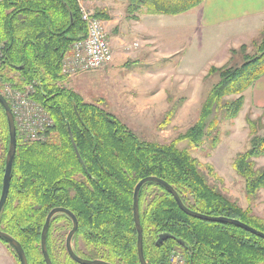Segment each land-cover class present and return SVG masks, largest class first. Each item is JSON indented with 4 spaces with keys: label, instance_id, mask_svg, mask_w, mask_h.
I'll list each match as a JSON object with an SVG mask.
<instances>
[{
    "label": "trees",
    "instance_id": "1",
    "mask_svg": "<svg viewBox=\"0 0 264 264\" xmlns=\"http://www.w3.org/2000/svg\"><path fill=\"white\" fill-rule=\"evenodd\" d=\"M204 0H127L126 17L176 15ZM95 16L108 20L100 9ZM86 24L76 0H0V85L32 84L33 98L52 119L43 140L24 143L17 137L9 192L0 212V229L22 246L28 264H45L40 236L48 212L71 211L78 221L72 238L74 252L84 259L110 264H140L133 221V190L147 176L169 183L191 210L237 219L264 233V219L243 209L209 178L222 182L213 166L202 163L178 143L203 142L220 121L235 119L243 93L264 74V27L249 45L231 49L229 60L240 63L211 66L218 80L204 98L199 116L176 139L161 143L141 139L128 125L98 102H88L62 85V63L72 45L84 39ZM252 47L254 52L249 53ZM1 93V92H0ZM234 96L235 98L230 99ZM174 111L167 112V123ZM246 122L250 147L236 154L232 168L244 180L245 194L254 199L264 189V135L250 117ZM213 137V136H212ZM0 189L8 148V127L0 105ZM218 142V133L212 147ZM143 255L147 264H170L179 252L185 264H264V239L235 225L208 222L186 215L162 186L148 182L138 193ZM70 218L54 215L46 234L52 264H79L65 250ZM160 233L173 238L156 245ZM177 240L185 242L182 246ZM18 258L13 249L0 239Z\"/></svg>",
    "mask_w": 264,
    "mask_h": 264
},
{
    "label": "rangeland",
    "instance_id": "2",
    "mask_svg": "<svg viewBox=\"0 0 264 264\" xmlns=\"http://www.w3.org/2000/svg\"><path fill=\"white\" fill-rule=\"evenodd\" d=\"M117 2H125L123 12L126 15L127 0H117ZM120 17L122 22L127 18L121 15ZM176 28L175 24L168 26V31L174 36L167 39L169 47L166 60L155 62L152 59L154 63L145 67L149 72L145 79L135 83L129 80L130 76L135 74L133 72L139 71L137 66L135 69H117L114 71L112 80L107 84L99 80L101 77L104 78L102 75L86 72L73 74L71 77L65 75L61 83L80 94L85 101L98 102L120 118L141 139L168 143L183 134L197 120L204 98L218 80L217 75H208L209 68L221 67L230 62L228 59L223 63H214L204 55H199L203 63L200 62L197 67L191 68L193 62L191 63L188 54L192 53V47L183 46L187 45L192 38L187 32L180 34ZM134 44L136 45L133 46ZM124 45L128 46V49L131 46L130 51L124 47L128 53L132 51L134 53L141 48L138 40L128 39ZM141 49L139 56L145 55L143 54L145 50L159 51L158 48L151 49L146 46ZM203 49L208 52L206 48ZM193 50L197 55L198 49ZM186 51L188 54H184ZM248 51L254 52L252 47H249ZM239 63L240 59L236 57V60L233 59L229 64ZM232 98L235 97H230ZM170 111H174V115L167 123H164L165 115ZM247 117L255 121L258 127L257 135H264V111L249 108L240 111L235 119L220 121L217 130L205 136L201 144L191 145L188 141H181L178 146L188 150L200 162L211 164L222 182L219 183L213 178H209V182L216 183L243 209H248L254 216L264 219V191L259 192L254 199H248L243 178L232 168V161L236 154L250 147L251 135L246 122ZM216 133H218V142L215 147H212V139ZM0 157H2L1 142ZM255 163L256 168H263L264 157L255 159Z\"/></svg>",
    "mask_w": 264,
    "mask_h": 264
},
{
    "label": "crops",
    "instance_id": "3",
    "mask_svg": "<svg viewBox=\"0 0 264 264\" xmlns=\"http://www.w3.org/2000/svg\"><path fill=\"white\" fill-rule=\"evenodd\" d=\"M87 4L94 11L102 9L109 15V19L103 21L112 48V61L102 69L86 72L102 75L104 78L99 76L101 77L99 80L106 84L110 83L117 69H135L138 66L139 71L133 72L135 74L129 78L135 83L148 76L149 72L145 69L149 67L148 64L166 60L169 47L167 39L174 36L168 31L170 24L177 25L176 29L180 34L187 32L192 38V43L189 41L183 46L192 47V53L188 54V51L184 53L190 55V61L193 62L191 68L197 67L200 62L203 63L199 55H204L214 63L226 62L231 55V49H238L243 44L249 45L264 27V0H204L200 5L176 15L151 14L142 9L137 13L136 19H125L126 15L123 12L125 2L89 0ZM120 15L125 16L123 22ZM128 39L138 40L141 48L146 46L151 49L158 48L159 51L145 50L143 51L145 55L139 56V52L142 51L139 48L134 53L133 51L128 53L131 46L128 49V46L124 45ZM194 48L198 49L197 55ZM201 50L203 51L200 53ZM243 95L241 111L249 108L264 111V74L247 88ZM0 264H18L12 251L2 241Z\"/></svg>",
    "mask_w": 264,
    "mask_h": 264
},
{
    "label": "built area",
    "instance_id": "4",
    "mask_svg": "<svg viewBox=\"0 0 264 264\" xmlns=\"http://www.w3.org/2000/svg\"><path fill=\"white\" fill-rule=\"evenodd\" d=\"M81 18L86 24V36L75 42L71 53L63 59V75L71 77L73 74L102 69L112 61V48L107 37L105 23L95 16V11L87 6L89 0H76ZM134 44L133 46H135ZM1 94L7 100L13 114L16 136L22 142H34L45 138V131L53 124L52 119L33 98L32 84L22 88L10 84H3ZM170 264H185L179 252H173Z\"/></svg>",
    "mask_w": 264,
    "mask_h": 264
},
{
    "label": "water",
    "instance_id": "5",
    "mask_svg": "<svg viewBox=\"0 0 264 264\" xmlns=\"http://www.w3.org/2000/svg\"><path fill=\"white\" fill-rule=\"evenodd\" d=\"M0 105L3 108L4 114L6 117V122H7V127H8V137H9L8 148H7V152L5 156L3 176H2V184H1V189H0V212H1L5 204V201L7 199L8 192H9V181H10V176H11L12 163H13L14 155L16 152L17 138H16V127H15L13 114L11 112V109H10V106L7 100L1 93H0ZM148 182H153V183H156L162 186L174 198L179 209L190 217H193L199 220L208 221V222H219V223L232 224L255 236H258L264 239V233L262 231H259L255 229L254 227H251L248 224L241 222L237 219H232V218L223 217V216H212V215H207V214H203V213L191 210L182 202L178 193L169 183H167L165 180L158 178L156 176H147V177L140 179L136 183L134 190H133V204H132L133 221H134V225L137 231L136 247H137V256H138V260L140 264H147V262L145 261V258L143 255V242H142L143 234H142V227H141V223L139 219V212H138V193H139L140 188ZM58 213L66 214L70 218L71 223H72L71 229L66 234L65 243H64L65 250L71 259H73L75 262L79 264H110L100 259H84L78 256L74 252L73 247H72V238L75 232L77 231L78 221L75 215L71 211L63 207H55L51 209L48 212L45 218L43 227H42L41 236H40V250H41L43 259L45 261V264H52L50 257L48 255V252H47V248H46V234H47V230H48L52 217ZM169 238H173V236L169 233H160L156 239L155 244L159 245L164 240L169 239ZM0 239L4 240L13 249V251L15 252L18 258L19 264H28L27 258L25 256V253H24V250L21 244L13 236L9 235L8 233L0 229ZM177 241L182 246H186L184 241L182 240H177Z\"/></svg>",
    "mask_w": 264,
    "mask_h": 264
},
{
    "label": "bare ground",
    "instance_id": "6",
    "mask_svg": "<svg viewBox=\"0 0 264 264\" xmlns=\"http://www.w3.org/2000/svg\"><path fill=\"white\" fill-rule=\"evenodd\" d=\"M24 85H27V84H23V85H18L19 88H22ZM44 109V107H42ZM45 110V109H44ZM18 136V135H17ZM17 138V137H16ZM21 140V139H20ZM30 143V142H29ZM184 258V256H183ZM184 261H185V258H184Z\"/></svg>",
    "mask_w": 264,
    "mask_h": 264
}]
</instances>
